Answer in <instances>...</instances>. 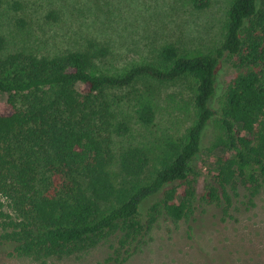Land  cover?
<instances>
[{
	"label": "trees",
	"instance_id": "obj_1",
	"mask_svg": "<svg viewBox=\"0 0 264 264\" xmlns=\"http://www.w3.org/2000/svg\"><path fill=\"white\" fill-rule=\"evenodd\" d=\"M135 9L97 7L45 48L24 32V3L0 0L23 32L0 35V255L45 264L114 236L98 264H124L162 217L196 222L201 201L227 221L240 192L247 208L264 199V0H232L218 47L193 56L171 43L132 54L113 22ZM223 62L235 74L215 111ZM181 81L190 95H163ZM210 123L220 136L204 152L220 155L198 196L193 163Z\"/></svg>",
	"mask_w": 264,
	"mask_h": 264
},
{
	"label": "rangeland",
	"instance_id": "obj_2",
	"mask_svg": "<svg viewBox=\"0 0 264 264\" xmlns=\"http://www.w3.org/2000/svg\"><path fill=\"white\" fill-rule=\"evenodd\" d=\"M27 16L26 31L30 32L32 45L43 43L49 45L59 43L73 23H88L96 16L97 7L124 6L133 4L140 6L134 12L123 14L120 20L113 22L119 30L116 35L126 47L137 54L144 45L155 47L171 43L177 46L183 55L193 56L211 53L218 47L224 35L226 12L232 0H210L209 7L202 11H191L187 0H21ZM146 8V10L144 9ZM53 10L55 18H47ZM93 23V22H92ZM23 33L18 30L9 12L0 15V35L9 36ZM18 34H16L17 36ZM137 59V58H136ZM131 60V58H130ZM235 74L234 68L227 62L220 64L216 74L218 88L217 99L213 103L214 110L219 109V101L226 85ZM193 82L181 81L175 85L162 87L163 95L176 92L182 87L185 93L191 94ZM190 85V86H189ZM187 95V96H188ZM6 94L0 93V112L5 113ZM184 98V97H183ZM220 98V99H219ZM187 99V98H184ZM186 118L183 126H189ZM218 128L210 123L203 141V148L194 160V168L200 173L197 183V194L201 196L205 179L212 170L213 157L220 154L207 155L204 151L220 136ZM242 193L233 198V206L229 213L232 218L221 219L219 209L199 207L205 214H199L196 222L179 221L173 223L160 218L151 232L144 238L141 248L124 264H205L206 260L213 264H264V199L247 208L242 204ZM200 221V222H199ZM193 227L189 232L188 225ZM112 236L89 252L52 259L45 264H98L102 263L110 253V245L114 243ZM0 264H37L27 259L7 258L0 255Z\"/></svg>",
	"mask_w": 264,
	"mask_h": 264
}]
</instances>
